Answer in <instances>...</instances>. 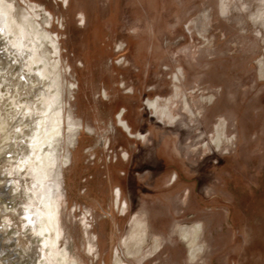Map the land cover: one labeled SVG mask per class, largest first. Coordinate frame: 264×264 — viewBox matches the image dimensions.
<instances>
[{"label": "rangeland", "instance_id": "obj_1", "mask_svg": "<svg viewBox=\"0 0 264 264\" xmlns=\"http://www.w3.org/2000/svg\"><path fill=\"white\" fill-rule=\"evenodd\" d=\"M0 1L35 60L16 100L49 89L60 119L48 175L30 171L62 230L38 264H264V0ZM27 133L5 157L34 156Z\"/></svg>", "mask_w": 264, "mask_h": 264}, {"label": "bare ground", "instance_id": "obj_2", "mask_svg": "<svg viewBox=\"0 0 264 264\" xmlns=\"http://www.w3.org/2000/svg\"><path fill=\"white\" fill-rule=\"evenodd\" d=\"M3 6L4 4L0 1V45L4 44L5 46L3 49L0 48V65L3 66L0 67V112L2 113L0 116V159L4 160V165H0V193L5 196L6 200L13 196V191L21 193L22 198L20 200H22V203L12 209L6 204L0 206V261L24 264L32 259L31 264H38L45 255L44 247L46 245L52 247L54 255L58 253L57 250L61 245L59 238L62 236V230L59 212L55 210V203L58 198L51 197L43 201L41 197L46 194L43 183H46V181L36 177L39 173H36L35 177L30 176V171L41 170L48 175V170L55 162V159L52 158L53 152L51 151V153L48 147L52 146V140L60 133V126L58 125L60 124V119L58 120L57 111L53 110L54 105L52 102L54 100H52L53 96L49 95V89L44 91L46 96L38 100L32 99L31 104H23L19 101L24 96L32 95L33 87L30 84L29 76L35 60L34 57L32 59L26 57V51L23 50L28 44L27 42H22L26 40L29 32L23 30L24 28H22L23 33L17 32L15 21ZM15 52L16 54L12 57V53ZM16 63L24 65L21 67L22 70H20L17 78L11 75L12 70L17 66ZM5 79L12 84L9 88L8 96H4L1 90ZM44 79L45 76L42 75V80ZM19 86L23 88L22 91L18 89ZM16 95L20 96L19 100H16ZM11 100L16 111L8 114L6 112L7 104ZM40 100L44 103L46 111H38L34 106ZM61 111L63 112V110ZM29 118L33 125L32 128L24 125ZM53 119H55L54 122H52ZM125 128L130 131L128 126ZM31 129L34 136H30L32 140L30 152L34 156L17 154L18 159L5 157L4 152L9 146L16 145L15 147L18 151L27 146V131ZM21 138L23 139L21 140ZM33 158L37 160L33 161ZM2 176L4 177L2 178ZM35 182L39 184L38 187H33ZM51 187L49 186V188ZM39 190L41 191V196L38 197L39 200L31 202L27 195L31 191L37 193ZM86 218L85 227H87L89 222V217L86 216ZM47 224H49V227ZM12 230H16V234H11ZM28 230L29 232L27 233ZM47 234L50 236L47 242L45 241L38 248H34L33 240L41 236L45 238ZM53 235L56 236L55 241H53ZM19 250L23 255L18 253ZM59 259L61 261L66 260L61 256H59ZM65 262H68V260Z\"/></svg>", "mask_w": 264, "mask_h": 264}]
</instances>
